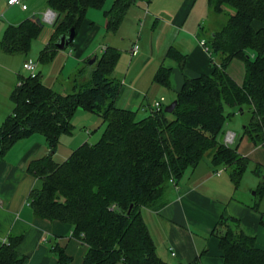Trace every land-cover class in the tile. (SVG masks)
<instances>
[{"label": "trees", "instance_id": "16d2710c", "mask_svg": "<svg viewBox=\"0 0 264 264\" xmlns=\"http://www.w3.org/2000/svg\"><path fill=\"white\" fill-rule=\"evenodd\" d=\"M134 2L115 0L105 11L107 34L118 29ZM104 3L48 0L47 8L57 19L42 58L51 59L58 37L71 29L76 33L86 12ZM207 5L212 17L225 19L218 28H200L210 57L217 55L219 62L211 75L184 80L171 113L162 107L137 119L136 113L114 106L120 87L113 75L119 52L111 47L104 48L91 66L87 61L78 69L64 94L47 88L38 73L35 78L18 76L11 96L13 112L0 126V160L17 140L33 134L44 137L49 154L27 168L41 181L30 192V205L35 217L72 226V235L87 245L81 264H168L156 253L143 210L157 211L166 205L169 188L176 187L184 172L203 158L225 168L238 187L249 160L236 145L219 138L225 121L233 116L225 113L226 107L240 113L247 108L250 120L242 136L264 145V0H207ZM255 22L262 27L255 29ZM43 24L41 18H33L9 26L0 51L26 55ZM167 56L181 62L184 58L173 48ZM235 59L245 66L242 84L227 73ZM154 81L168 89L170 70L160 68ZM78 109L97 114L105 127L97 142L82 144L64 162L56 163L53 154L59 138L72 133L71 118ZM252 172L260 179L253 205L257 209L264 197V169L255 166ZM212 233L219 240L224 264H264V247L255 245V237L246 234L236 218L221 217ZM21 239L11 234L0 242V264H22L25 257L17 251ZM51 250L57 264L71 262L63 247L51 243Z\"/></svg>", "mask_w": 264, "mask_h": 264}, {"label": "crops", "instance_id": "0c3cea01", "mask_svg": "<svg viewBox=\"0 0 264 264\" xmlns=\"http://www.w3.org/2000/svg\"><path fill=\"white\" fill-rule=\"evenodd\" d=\"M31 1L25 0V4ZM114 1L109 0V9ZM205 2L207 0H135L113 34L106 32L105 15L102 19L97 11H92L96 9H89L70 45L72 50L63 53L67 60L64 68L71 65V76L66 85L82 65L99 57L103 48L111 47L119 52L113 73L120 82L115 107L137 114L150 112L153 104L161 98L164 99L162 107L167 97L175 101L186 78H197L208 71L207 56L210 57V54L201 45L204 35L200 30L210 20L206 17V14L209 16V8L205 12ZM6 7L0 16V41L9 26L40 18L45 11L43 7L29 8L28 5L23 11L17 6L8 7L7 2ZM15 8L20 14L8 16L9 10ZM28 11H38L39 14L34 13L29 17ZM253 25L255 29L262 27L257 22ZM51 34L36 47L37 51L30 48L31 53L25 55H28V60L38 58V64L49 65L57 53L65 50H56L49 60L42 58ZM127 38L134 39L128 50L129 55L120 51V43ZM133 45L138 46L134 55L131 53ZM170 48L184 57L182 62L167 56ZM19 55L0 51V126L14 109L11 96L18 81ZM38 64L37 73L42 79ZM162 67L170 70L168 89L154 81L155 74ZM72 69L75 70L72 72ZM63 90L65 85L59 84L53 92L59 94ZM72 127L71 134H63L59 138L53 154L56 163L64 162L77 147L88 143L93 136L87 128L85 131L88 135L75 133L73 124ZM227 131L235 135L231 146L236 145L241 156L263 170L264 145H254L242 136V132L239 134L229 128L224 131L222 141ZM49 152L44 137L33 134L17 140L3 154L0 160V242L11 234L21 235L17 251L25 257L22 264H57L51 243L63 247L66 254L71 256L69 264H81L87 245L72 235V226L58 220L35 217L30 205V192L39 188L41 181L28 172V165ZM234 188L225 168L214 167L208 158L187 169L176 187L169 188L166 205L157 211L143 210V219L157 255L168 264H224L219 240L212 233L223 216L236 218L240 228L255 237V245L263 248L264 206L258 204L255 209L253 205L256 201L239 192L236 194ZM116 264L124 263L119 261Z\"/></svg>", "mask_w": 264, "mask_h": 264}, {"label": "rangeland", "instance_id": "374dc122", "mask_svg": "<svg viewBox=\"0 0 264 264\" xmlns=\"http://www.w3.org/2000/svg\"><path fill=\"white\" fill-rule=\"evenodd\" d=\"M1 1L2 0H0V16H1V12L7 8L6 7L7 0H5V2H3L4 3L3 8L1 7L3 5V3H1ZM47 1L48 0H32L31 2H28L27 5L29 8H41V7H43V11H44V10H46ZM107 9H109V0H105L104 6L101 9H96V10H92V11H97L96 13H98V15H100V17L102 18L105 11H107ZM205 12H208V5L206 2H205ZM28 13H30L28 15L29 17L32 16L34 13L39 14L38 11H34V12L28 11ZM19 14H20V12L16 8L11 9L8 12V16L11 15V17H16ZM207 15L208 14H206V17H209L210 20H209V24L206 25L205 28L208 30L218 28L217 26L221 25L225 20L224 17H220V18L212 17L210 13H209V16H207ZM53 31H54V29L51 25L44 23L39 37L33 40L30 48L34 49V51H37L36 47L40 46L41 43L45 40V38L50 33H52ZM133 40L134 39H132V38H130V39L127 38L122 43H120L121 54L126 55V53H127V55H129L128 50H130L131 45L133 43ZM204 42L206 43L205 48H207V50H209L208 40L205 36H204ZM95 44H97V41L95 42ZM71 47L72 46L69 45L65 48L64 51L57 53L55 56L56 58L49 65L47 63L38 64V58H31L30 59V61H32L36 65L38 64V68L42 72L41 73L42 83L47 88L54 91L55 86H58L59 84H61L63 86L65 85V90H63L59 94H64L65 92L67 93L69 91V85H66V83L68 81V78L71 76L70 75L71 74V71H70L71 65L64 68V65L67 63V60H66L64 55L67 52H69L70 49L72 50ZM29 53H31V52H29ZM29 53H28V55H29ZM63 53H65V54H63ZM28 55L27 56H25V55H19L18 56L19 57L18 59H20V63H17L18 64L17 73L19 74L18 76H26L27 75L26 71H24L22 68V64H23L24 60L28 61V59H29ZM207 58H208V64H207L208 71L205 75H211L213 70H214V65L215 64L218 65L219 57L217 55L213 54L212 57L207 56ZM88 69H89V67H88ZM73 70H75V69H72V72H73ZM227 73L238 84H242L244 82V79H245L244 63L240 60H237V59L232 60L229 63V65L227 66ZM171 102H173V101H170V98L167 97L166 102L164 104V108L167 105H169ZM148 113H149V111H146L144 113L138 112L136 114V118L137 119L144 118L148 115ZM225 113L226 114H233V116H231V118L229 120L225 121L224 127H223V133L227 128H229L230 130H232V131L236 130L235 132H238L239 134H241L243 126L246 125L250 120V113H249L248 109L244 108L243 112L240 113L236 109L226 107ZM71 120H72V124L74 125L73 132L85 133L86 135H88L85 131L86 130L85 128H87L89 131H91L90 135H93V136L89 139L88 143H90V144L97 142V140L99 139V137H100V135H101V133L105 127L102 119L100 120L99 116H97L95 113L84 111L82 109L76 110V112L72 116ZM87 125H90V127H88ZM92 127H93V129H90ZM221 137H223V135H221L219 138H221ZM254 165H255V163L253 161L249 162L245 172L243 173V175L240 179L238 187L234 188V192H235V190H237L236 194H238V192H239V194L246 195L248 199H252L253 201H256L254 194H255V191L257 190L260 179L258 176H256L252 172ZM259 204L264 206V197L260 200Z\"/></svg>", "mask_w": 264, "mask_h": 264}, {"label": "built area", "instance_id": "2783aa9c", "mask_svg": "<svg viewBox=\"0 0 264 264\" xmlns=\"http://www.w3.org/2000/svg\"><path fill=\"white\" fill-rule=\"evenodd\" d=\"M7 6L8 7H13V6H17L19 7L21 10L25 11L27 9V6L25 4V0H7ZM41 20L43 23H47L49 25H53L57 19V14L47 8L41 15ZM201 45L205 46V42L201 41ZM138 49L137 45H133L132 49H131V53L132 55L136 54ZM104 50V48H103ZM205 50L208 52L207 48H205ZM209 53V52H208ZM22 68L24 71H26L27 75L25 76L26 78H35L37 75V65L35 63H33L32 61L28 60L25 61L22 65ZM20 85V83H19ZM163 98H161L159 101H156L153 104L152 110L153 111H160L162 109V103H163ZM234 133L231 131H227L224 135V143L226 145H231L233 143L234 140ZM5 240H3L4 242Z\"/></svg>", "mask_w": 264, "mask_h": 264}, {"label": "water", "instance_id": "95a60500", "mask_svg": "<svg viewBox=\"0 0 264 264\" xmlns=\"http://www.w3.org/2000/svg\"><path fill=\"white\" fill-rule=\"evenodd\" d=\"M74 36L75 31L73 29L70 30L68 35L59 36L57 41L55 42V47L57 48V50H64L67 46H69V44L73 41ZM94 61L95 59H91L90 61H88V64L91 65L94 63ZM176 104V101L171 102L164 108V112L171 113L174 110Z\"/></svg>", "mask_w": 264, "mask_h": 264}]
</instances>
